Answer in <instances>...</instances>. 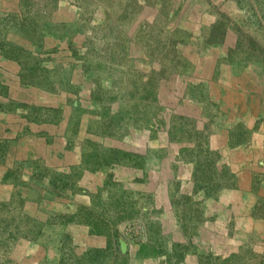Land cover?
Listing matches in <instances>:
<instances>
[{
	"label": "rangeland",
	"instance_id": "obj_1",
	"mask_svg": "<svg viewBox=\"0 0 264 264\" xmlns=\"http://www.w3.org/2000/svg\"><path fill=\"white\" fill-rule=\"evenodd\" d=\"M0 57V264H264V0H0Z\"/></svg>",
	"mask_w": 264,
	"mask_h": 264
},
{
	"label": "crops",
	"instance_id": "obj_2",
	"mask_svg": "<svg viewBox=\"0 0 264 264\" xmlns=\"http://www.w3.org/2000/svg\"><path fill=\"white\" fill-rule=\"evenodd\" d=\"M7 61H8L7 59L0 57V63L7 62ZM19 146L20 145L18 144L16 148H18ZM42 148H44V146ZM190 264H193V263H190Z\"/></svg>",
	"mask_w": 264,
	"mask_h": 264
}]
</instances>
